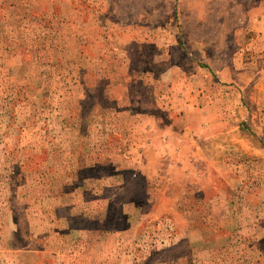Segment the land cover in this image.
<instances>
[{
	"label": "rangeland",
	"instance_id": "rangeland-1",
	"mask_svg": "<svg viewBox=\"0 0 264 264\" xmlns=\"http://www.w3.org/2000/svg\"><path fill=\"white\" fill-rule=\"evenodd\" d=\"M184 79L223 194L141 170ZM0 264H264V0H0Z\"/></svg>",
	"mask_w": 264,
	"mask_h": 264
},
{
	"label": "crops",
	"instance_id": "crops-1",
	"mask_svg": "<svg viewBox=\"0 0 264 264\" xmlns=\"http://www.w3.org/2000/svg\"><path fill=\"white\" fill-rule=\"evenodd\" d=\"M76 11L82 14L80 9H77ZM163 81L164 80H161V82ZM182 83H184L187 87L185 93L180 99V102L183 104L181 107V110H183V114L180 113V110L176 112L173 111L172 109L168 110L166 114L164 113L163 117L170 120L169 122H167V125L165 126L167 128L165 130H162L163 131L162 134H157L156 137L154 136L150 138L149 136H147L146 141L143 143L142 146H140V150H139V152L141 153L140 155H143L144 157L150 151L152 152L154 151V153L156 152L157 159L155 164L157 165V167L164 168V170L166 171V175H165L166 180L167 181L170 180L173 185H177V184H179L180 186L184 185L183 183H180L177 173L179 175H187L188 178L187 182L194 185L193 186L185 185L183 187L186 189L185 190L186 194H199V193L207 194V191H210V189L212 191V193L210 192V194H223V191L216 188L215 185L216 178L220 175L219 174L220 172L218 171V174L214 172L213 174V170L216 171V168L220 165V162H216V161L214 162V160L210 157L202 158L200 154L198 155L196 151V146L194 144L192 145L190 144L187 134H183V132L193 130L192 129L193 120L192 117H190L189 113L192 111L196 112L197 115L200 116L197 119L199 120L197 123L198 124L200 122L203 123L204 121L202 120H204L205 118H203L202 116L206 113L208 107H203L200 110L194 109V105L198 103V97H199L196 95H192L193 94L192 88L194 86V82H192L191 79L189 80L184 79L182 80ZM144 115L142 114L141 117L145 118ZM147 116H149V114H146V117ZM152 117L153 116H149V118ZM207 118L209 119L207 122H210L215 119L213 116ZM178 121H183L184 125H180L179 127H177L176 123ZM147 129L149 133L150 127L148 126ZM153 132L154 131L150 133L154 134ZM215 135H216L215 133H212L210 137H213ZM142 152L144 153L142 154ZM140 160H141V170L144 169L143 174L147 175L146 177L147 179H149L150 177L149 173H147L145 168L147 167V169H149L150 163L148 162V165L145 166L144 163L146 161V158L144 157L141 158ZM143 166H145V168H142ZM132 168L139 172L138 170L139 168L135 166H133ZM206 168L210 169L209 174H206L205 171ZM201 180L208 183V188H206L205 190H203L201 187L198 188L197 186L198 184L197 182ZM168 184L169 183H167V185ZM30 243L28 246L31 245Z\"/></svg>",
	"mask_w": 264,
	"mask_h": 264
}]
</instances>
